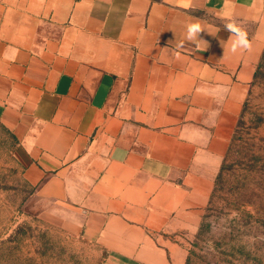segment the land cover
Listing matches in <instances>:
<instances>
[{"label":"crops","instance_id":"crops-1","mask_svg":"<svg viewBox=\"0 0 264 264\" xmlns=\"http://www.w3.org/2000/svg\"><path fill=\"white\" fill-rule=\"evenodd\" d=\"M263 51L264 0H0V125L103 264H185Z\"/></svg>","mask_w":264,"mask_h":264},{"label":"rangeland","instance_id":"rangeland-1","mask_svg":"<svg viewBox=\"0 0 264 264\" xmlns=\"http://www.w3.org/2000/svg\"><path fill=\"white\" fill-rule=\"evenodd\" d=\"M259 64L199 226L170 236L185 264H264V58ZM17 149L0 125V264H103L73 228L75 215L35 196Z\"/></svg>","mask_w":264,"mask_h":264},{"label":"clouds","instance_id":"clouds-1","mask_svg":"<svg viewBox=\"0 0 264 264\" xmlns=\"http://www.w3.org/2000/svg\"><path fill=\"white\" fill-rule=\"evenodd\" d=\"M226 29L233 33L236 39L232 43L231 51L235 53L238 49L248 50L251 48V42L247 38V33L237 27L234 24L226 25ZM202 32V29L199 24H191L187 27V39L189 41H194L199 37V34ZM179 56V53H177Z\"/></svg>","mask_w":264,"mask_h":264},{"label":"trees","instance_id":"trees-1","mask_svg":"<svg viewBox=\"0 0 264 264\" xmlns=\"http://www.w3.org/2000/svg\"><path fill=\"white\" fill-rule=\"evenodd\" d=\"M263 58H264V51H263V53H262V56H261V61L263 60ZM260 64H261V62H260ZM260 64L258 65V68H257V70H256V73H255V78L258 76V74H259V69H260Z\"/></svg>","mask_w":264,"mask_h":264}]
</instances>
